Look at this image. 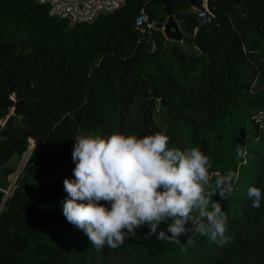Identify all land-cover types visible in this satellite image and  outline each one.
<instances>
[{
  "label": "trees",
  "instance_id": "trees-1",
  "mask_svg": "<svg viewBox=\"0 0 264 264\" xmlns=\"http://www.w3.org/2000/svg\"><path fill=\"white\" fill-rule=\"evenodd\" d=\"M150 1L70 23L36 0H0V100L31 94L0 137L3 179L29 141L38 149L7 195L0 183V264H264V198L253 208L247 196L250 185L264 193V0H207L209 22L180 1L173 17L198 46L166 40L155 29L166 15ZM144 9L154 27L140 35L133 24ZM9 111L0 102V123ZM114 132L164 133L169 146L206 154L210 174L238 172L226 199L212 197L230 239L192 234L181 251L145 227L118 248L94 249L62 214L63 180L76 135Z\"/></svg>",
  "mask_w": 264,
  "mask_h": 264
},
{
  "label": "clouds",
  "instance_id": "clouds-1",
  "mask_svg": "<svg viewBox=\"0 0 264 264\" xmlns=\"http://www.w3.org/2000/svg\"><path fill=\"white\" fill-rule=\"evenodd\" d=\"M74 140L75 166L72 178L63 180L67 196L61 210L97 251L118 248L145 227L146 237L179 244L181 251L194 243L192 234L221 246L230 239L228 218L212 197L226 199L238 172L210 174L209 157L198 147L169 146V137L160 132L80 133ZM236 153L245 155L239 147ZM247 196L259 208L264 193L250 185Z\"/></svg>",
  "mask_w": 264,
  "mask_h": 264
},
{
  "label": "built area",
  "instance_id": "built-area-1",
  "mask_svg": "<svg viewBox=\"0 0 264 264\" xmlns=\"http://www.w3.org/2000/svg\"><path fill=\"white\" fill-rule=\"evenodd\" d=\"M123 1L124 0H36V3L47 6L48 16L51 18L67 20L70 23H85L93 20L100 13L117 10ZM195 12L201 22L210 21L208 18L209 11L205 2L203 4V10H195ZM143 25L146 26V30H150L154 27L153 24L149 23L145 14L142 21L135 20L133 24L134 30L140 35L145 33ZM4 123V121L0 123V131ZM8 192H5V195H7Z\"/></svg>",
  "mask_w": 264,
  "mask_h": 264
},
{
  "label": "water",
  "instance_id": "water-1",
  "mask_svg": "<svg viewBox=\"0 0 264 264\" xmlns=\"http://www.w3.org/2000/svg\"><path fill=\"white\" fill-rule=\"evenodd\" d=\"M180 1L182 0H152L148 3L149 5H160L163 8V11L166 15V21L163 24H157L155 25V29L160 30L164 36V38L168 41L176 42V43H182L187 45H194L198 46V42L195 39H191L186 37L179 27L177 21L173 17V7L176 6ZM190 7L193 10L202 11L203 10V4L207 0H185ZM37 3L35 2L33 6H35ZM238 11L242 14L243 9L241 6H238ZM146 13V9L143 10L142 15H140L136 20L142 21L144 14ZM213 32L217 34V27H213ZM31 97V94L27 96L24 100H20L18 93L13 94V99L11 97L0 100V102L5 105L6 107H9L12 109L11 115L6 119L3 128L0 131V137L5 133L6 129L10 126L11 120L14 116L18 115L23 107V104L28 101ZM38 154V149H36L33 152L32 157L26 162V165H30L34 159L35 156Z\"/></svg>",
  "mask_w": 264,
  "mask_h": 264
},
{
  "label": "rangeland",
  "instance_id": "rangeland-1",
  "mask_svg": "<svg viewBox=\"0 0 264 264\" xmlns=\"http://www.w3.org/2000/svg\"><path fill=\"white\" fill-rule=\"evenodd\" d=\"M11 98L13 99V96ZM9 112L11 115V113H12L11 108H10ZM32 149H33V142L29 141V146H28L26 152L20 158H15V160L6 164L7 167L14 170V173L12 175L8 176L6 179H3V176L0 173V183L3 185V189L5 192H8V191L10 192L13 189L19 172L22 170V168L26 165V162L33 155ZM0 210H1V208H0Z\"/></svg>",
  "mask_w": 264,
  "mask_h": 264
},
{
  "label": "crops",
  "instance_id": "crops-1",
  "mask_svg": "<svg viewBox=\"0 0 264 264\" xmlns=\"http://www.w3.org/2000/svg\"><path fill=\"white\" fill-rule=\"evenodd\" d=\"M166 21V20H165ZM178 23V22H177ZM178 25H179V23H178ZM179 27H180V25H179Z\"/></svg>",
  "mask_w": 264,
  "mask_h": 264
}]
</instances>
